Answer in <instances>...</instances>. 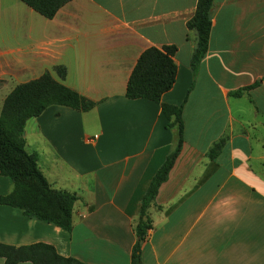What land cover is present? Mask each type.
Wrapping results in <instances>:
<instances>
[{
	"label": "crops",
	"instance_id": "0c3cea01",
	"mask_svg": "<svg viewBox=\"0 0 264 264\" xmlns=\"http://www.w3.org/2000/svg\"><path fill=\"white\" fill-rule=\"evenodd\" d=\"M196 3L70 0L46 18L0 0V109L20 83L45 71L59 80L57 65L66 68L63 84L95 102L87 111L49 105L24 126L25 149L50 186L77 196L72 229L0 204V242H45L88 264H130L142 196L177 139L161 103L183 104L182 147L147 208L142 264H264V81L229 95L264 77V0H214L194 78L186 23ZM163 45L177 48L172 87L159 103L126 97L140 54ZM11 188L0 174V195Z\"/></svg>",
	"mask_w": 264,
	"mask_h": 264
},
{
	"label": "trees",
	"instance_id": "16d2710c",
	"mask_svg": "<svg viewBox=\"0 0 264 264\" xmlns=\"http://www.w3.org/2000/svg\"><path fill=\"white\" fill-rule=\"evenodd\" d=\"M46 18L70 0H20ZM214 0H197L195 10L187 20L189 33L193 34L194 46L190 67L195 78L200 62L205 55L212 27ZM175 45L151 46L138 57L126 84L128 98H147L160 102L161 95L175 82L177 66L174 61ZM59 78L45 71L39 77L20 83L3 100L0 109V174L12 181L11 190L0 195V204L22 209L24 214L53 223L67 231L72 229V207L77 196L67 191L53 189L37 165V156L25 149L24 126L26 121L39 115L52 104L66 105L80 111L90 110L95 102L62 83L66 68L57 65ZM264 77L246 86L229 92L234 97L242 96L247 90L258 86ZM4 80L0 79V86ZM167 119L166 127H175V146L150 177L142 196L139 217L134 226L136 240L130 254V264H142L141 248L152 228L147 208L154 200L158 188L172 168L183 143V104L161 103ZM225 139L214 143L210 155L214 157ZM0 256L4 264L29 261L31 264H88L75 257L61 255L52 244L35 242L26 245H11L0 242Z\"/></svg>",
	"mask_w": 264,
	"mask_h": 264
},
{
	"label": "rangeland",
	"instance_id": "374dc122",
	"mask_svg": "<svg viewBox=\"0 0 264 264\" xmlns=\"http://www.w3.org/2000/svg\"><path fill=\"white\" fill-rule=\"evenodd\" d=\"M1 86H3V84ZM5 91H6L5 88H2V87L0 88V103H1V98L3 97V94L5 93ZM256 97L259 99L258 95H256Z\"/></svg>",
	"mask_w": 264,
	"mask_h": 264
}]
</instances>
